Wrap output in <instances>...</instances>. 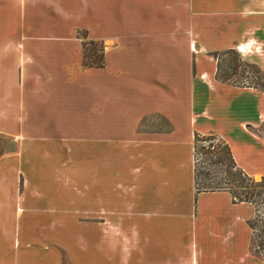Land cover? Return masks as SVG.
<instances>
[{"label": "crops", "instance_id": "crops-1", "mask_svg": "<svg viewBox=\"0 0 264 264\" xmlns=\"http://www.w3.org/2000/svg\"><path fill=\"white\" fill-rule=\"evenodd\" d=\"M102 42L85 67L82 38ZM264 0H0V264H264L250 202L195 190L194 134L264 176ZM159 116L161 125L145 122Z\"/></svg>", "mask_w": 264, "mask_h": 264}, {"label": "trees", "instance_id": "trees-1", "mask_svg": "<svg viewBox=\"0 0 264 264\" xmlns=\"http://www.w3.org/2000/svg\"><path fill=\"white\" fill-rule=\"evenodd\" d=\"M78 36L82 38L83 66H104L102 42L86 39L87 31L84 29L78 31ZM96 43L100 47L99 54H96L94 51L86 52L87 45ZM213 56L217 62L215 73L217 80L232 85L257 88L264 94V83L259 82L260 80L264 81V72L257 64L241 59L237 51L233 48L214 52ZM238 67H243L246 73L253 70L254 75H244V72L239 73ZM261 127H264V115ZM252 129L260 135L258 128ZM200 141L207 142V144L198 149L197 143ZM214 141L216 142L214 143ZM194 142V179L196 192L226 190L231 194L233 202L245 201L252 203L256 213L254 218L249 221L253 232L250 248L255 255L264 260V224L262 229H258V221L261 214L264 220V207L261 210L259 209V204L264 203V176L256 180L252 175H249L239 167L232 156L227 142L216 133L199 134L195 132ZM199 152L205 157L201 162L198 161ZM206 160H209L214 167L211 168L209 164H205ZM258 230H260V234ZM257 237L260 240L256 243Z\"/></svg>", "mask_w": 264, "mask_h": 264}, {"label": "rangeland", "instance_id": "rangeland-1", "mask_svg": "<svg viewBox=\"0 0 264 264\" xmlns=\"http://www.w3.org/2000/svg\"><path fill=\"white\" fill-rule=\"evenodd\" d=\"M78 34V33H77ZM80 35V34H79ZM90 51H94L96 54H99L100 52V47H99V44L96 43V44H92V45H87L86 47V52H90ZM251 70V69H250ZM238 72L239 73H243L244 70H243V67H238ZM244 75H254L253 73V70H251L249 73H246L244 72ZM260 83H264V81L260 80L259 81ZM148 123H153L154 125L157 124L158 127L159 125H161V119L159 116H152V117H149L147 122H145V125H144V128H147L148 126ZM258 132L260 133V135L262 137H264V127H258ZM216 141H214L215 143ZM207 142L205 143L204 141H200L197 143V147L198 149H200L203 145H206ZM194 146H195V142H194ZM17 149V142L14 141V140H9V139H6V138H3L2 136H0V157L3 156L4 154L6 153H9V152H12L14 150ZM204 156L199 152L198 154V161L201 162L202 160H204ZM205 164H209L211 168L214 167V165H211L210 161L209 160H206V163ZM260 177H254V179L258 180ZM264 207V203H260L259 204V209L261 210L262 208ZM263 224H264V220H263V215L261 214V217L258 221V229H262L263 228ZM258 233L260 234V230H258ZM260 240L259 237L256 238V243ZM264 253V251H263ZM64 264H68L67 261L65 260L64 261Z\"/></svg>", "mask_w": 264, "mask_h": 264}]
</instances>
